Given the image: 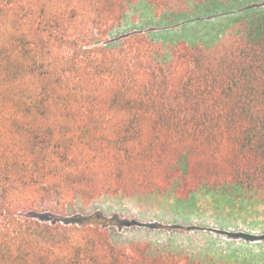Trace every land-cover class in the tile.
I'll return each instance as SVG.
<instances>
[{
    "label": "trees",
    "instance_id": "trees-1",
    "mask_svg": "<svg viewBox=\"0 0 264 264\" xmlns=\"http://www.w3.org/2000/svg\"><path fill=\"white\" fill-rule=\"evenodd\" d=\"M137 1L0 0V264H182L77 202L264 188V10L165 48L114 36Z\"/></svg>",
    "mask_w": 264,
    "mask_h": 264
},
{
    "label": "rangeland",
    "instance_id": "rangeland-1",
    "mask_svg": "<svg viewBox=\"0 0 264 264\" xmlns=\"http://www.w3.org/2000/svg\"><path fill=\"white\" fill-rule=\"evenodd\" d=\"M250 8L264 10V0H166L158 9L140 0L114 36L143 31L165 48L186 41L215 50L235 42ZM74 211L101 213L115 241L144 242L150 253L173 254L182 264H264V188L200 189L185 199L173 192L106 195L77 202Z\"/></svg>",
    "mask_w": 264,
    "mask_h": 264
}]
</instances>
